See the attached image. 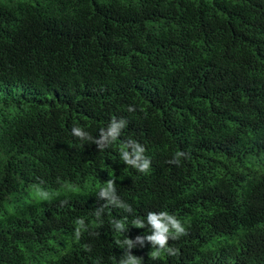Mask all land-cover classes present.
Returning a JSON list of instances; mask_svg holds the SVG:
<instances>
[{
  "label": "trees",
  "instance_id": "16d2710c",
  "mask_svg": "<svg viewBox=\"0 0 264 264\" xmlns=\"http://www.w3.org/2000/svg\"><path fill=\"white\" fill-rule=\"evenodd\" d=\"M0 264H264V0H0Z\"/></svg>",
  "mask_w": 264,
  "mask_h": 264
},
{
  "label": "clouds",
  "instance_id": "9594fccd",
  "mask_svg": "<svg viewBox=\"0 0 264 264\" xmlns=\"http://www.w3.org/2000/svg\"><path fill=\"white\" fill-rule=\"evenodd\" d=\"M115 132H116V127L114 126L112 129V132L110 134L113 135V138L115 139ZM73 133L76 136H82L84 135L79 128H74L73 129ZM144 149H139L137 152V156H136V160H131L129 159L127 153L124 154V160L129 164V165H133L135 167H138L139 170L141 172H146L149 169V161L143 159L140 156V152H143ZM183 155V152H177L176 153V157H180ZM169 163H179V160H171L169 161ZM165 215L166 214H162ZM168 220L171 221V227L175 229L176 232V236L174 238H177L180 234H184L185 233V228L181 227V225L176 221L173 220L171 217H166ZM150 222L159 230L157 235L154 237H150V239L154 240L156 243L160 244L161 248H164L166 245V241H167V237L165 235V233L169 232V229L167 227L162 226L159 222H158V218L155 215H150L149 217ZM155 255V254H154Z\"/></svg>",
  "mask_w": 264,
  "mask_h": 264
},
{
  "label": "rangeland",
  "instance_id": "374dc122",
  "mask_svg": "<svg viewBox=\"0 0 264 264\" xmlns=\"http://www.w3.org/2000/svg\"><path fill=\"white\" fill-rule=\"evenodd\" d=\"M37 192H40V191H37ZM29 198H34V192L32 193L31 197H29Z\"/></svg>",
  "mask_w": 264,
  "mask_h": 264
}]
</instances>
